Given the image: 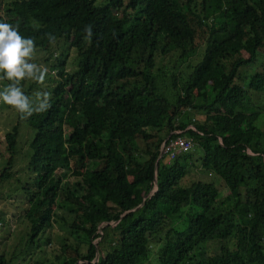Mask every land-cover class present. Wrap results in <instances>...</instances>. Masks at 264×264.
Masks as SVG:
<instances>
[{"label": "trees", "instance_id": "obj_1", "mask_svg": "<svg viewBox=\"0 0 264 264\" xmlns=\"http://www.w3.org/2000/svg\"><path fill=\"white\" fill-rule=\"evenodd\" d=\"M0 22L51 84L4 135L0 199L24 205L36 250L0 264H264V63L245 69L264 59V0H0ZM174 129L195 146L158 157Z\"/></svg>", "mask_w": 264, "mask_h": 264}, {"label": "clouds", "instance_id": "obj_2", "mask_svg": "<svg viewBox=\"0 0 264 264\" xmlns=\"http://www.w3.org/2000/svg\"><path fill=\"white\" fill-rule=\"evenodd\" d=\"M84 31L91 39V26H85ZM47 36L49 42L55 44L56 37L51 33ZM36 58L35 41L20 34L19 23L0 22V81H8L0 88V102L12 106L22 119L43 113L51 107L48 91H36L32 96L24 91L22 82L31 81L43 86L48 76V68L35 62Z\"/></svg>", "mask_w": 264, "mask_h": 264}, {"label": "rangeland", "instance_id": "obj_3", "mask_svg": "<svg viewBox=\"0 0 264 264\" xmlns=\"http://www.w3.org/2000/svg\"><path fill=\"white\" fill-rule=\"evenodd\" d=\"M71 53L74 56V52L71 51ZM42 57H43L42 52L37 51V58L35 62L39 64H43L45 66V63L41 60ZM70 61L74 62L75 59L71 56V58L69 59V62ZM263 63H264V59L263 61L260 62V65L257 64V65H253L252 67L248 66V67H245V69L248 71L253 70V68L260 69L262 68ZM28 82H31V81H27V83ZM7 83L8 81H0V88H2ZM25 83L26 81L23 82V85ZM32 84L38 85L34 82ZM39 86L43 87L47 91L48 89H50L51 84L49 83L48 78H46L45 84L43 86L41 85ZM38 90L39 89L35 87L30 91L31 93H28V95L32 96L33 93ZM17 114H18L17 111L12 106H9V105H6L0 102V167L2 166L1 160L3 159V157L7 155V152L5 149V143H4V135H5V132L8 131L11 128V125L16 121ZM262 125H264V119H262ZM28 138H29V128L23 122H21L19 142H18L19 149L14 159L13 170L17 174L19 175L22 174L23 176L29 173L25 166L27 163ZM60 171L68 173V171H63V169H61ZM213 178L217 183L218 181L217 177H213ZM219 191L221 195H224L227 192L224 187H221ZM15 198L16 196H14V194H11V195H6L4 199H0V208L4 211L3 214L5 215V220L0 221V253L4 251L5 252H10V251L18 252L24 246H27L25 244V241L27 239L26 220L23 218V215H22L24 205L20 204V202L19 203L16 202ZM63 234H64L63 230H61L55 224L49 232V235L52 238V244L57 246L59 244V237L60 235H63ZM41 243L43 244V246L49 247V242L44 243L42 241ZM27 247H28L29 252L33 248L36 250V247H34L33 244H30ZM48 254L50 253L47 252V255ZM18 259L21 261L20 258Z\"/></svg>", "mask_w": 264, "mask_h": 264}, {"label": "built area", "instance_id": "obj_4", "mask_svg": "<svg viewBox=\"0 0 264 264\" xmlns=\"http://www.w3.org/2000/svg\"><path fill=\"white\" fill-rule=\"evenodd\" d=\"M173 132L175 135L167 136L163 143H161L160 149L163 153H166L169 159L174 158L177 154L187 151L193 147L194 141L180 134V130L174 129Z\"/></svg>", "mask_w": 264, "mask_h": 264}, {"label": "water", "instance_id": "obj_5", "mask_svg": "<svg viewBox=\"0 0 264 264\" xmlns=\"http://www.w3.org/2000/svg\"><path fill=\"white\" fill-rule=\"evenodd\" d=\"M163 143V142H162ZM162 154H163V151L160 149V152H159V155H158V157H160V156H162ZM157 163H158V158H157V160H156V165H157ZM157 189V184H156V178H154V186H153V191L154 190H156ZM128 210H126V211H124L123 213H121V215H123L125 212H127ZM120 215V216H121ZM117 220H115L114 221V223L116 222ZM96 258H97V256H96Z\"/></svg>", "mask_w": 264, "mask_h": 264}]
</instances>
